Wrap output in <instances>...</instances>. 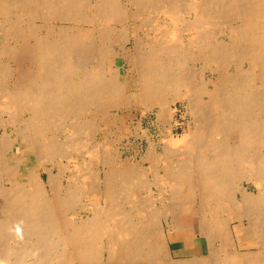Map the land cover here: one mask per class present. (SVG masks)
<instances>
[{
  "label": "bare ground",
  "instance_id": "obj_1",
  "mask_svg": "<svg viewBox=\"0 0 264 264\" xmlns=\"http://www.w3.org/2000/svg\"><path fill=\"white\" fill-rule=\"evenodd\" d=\"M129 1L138 5L157 2L166 17L181 12L174 10L172 2L177 3L176 0ZM189 1L184 13L187 18H196H192L194 22L190 20L191 25L188 26L189 22L183 27L188 32L197 31L199 25V29L205 26V18L209 21L210 15L216 14L215 10H211L212 14L209 11L210 3L215 2ZM245 1L247 3L221 0L223 7L220 4L221 14L240 17V23L231 25V22L228 27L229 39L247 47L236 55L234 70L230 69L233 72L225 70L224 66H229L225 59L222 61L224 54L228 55L225 48L219 42H210L209 36L192 34L184 43L178 36L177 39L173 37L176 39L173 41L172 33L169 36L173 44L169 45L168 41L161 42L162 46L158 47L152 44L146 55L136 57L141 68L135 83L138 92H130L126 98L131 97L139 104L151 102L158 108L157 118L166 117L162 119L164 122L173 114L168 99L174 101L185 96L188 120L179 135L173 136L168 129L167 138L163 142L160 140V152L152 146L147 150L141 157L148 162L146 167L122 160L105 143L98 142L92 148L90 145L86 151L81 146L87 157L90 154L89 158L97 164L89 174V166H93L90 159L83 155L79 161L74 152H68L66 148L64 152L66 142H58L59 137L55 138L53 132L46 134L45 120L72 116L68 124L71 132L68 133L88 132L81 142L90 143L92 120L78 119L77 115L84 114L91 105L94 109L91 113L98 112L104 117V109L115 107L129 82H120L117 74L112 75L113 81L111 78L107 81L103 78L104 72L99 73L94 65L85 64L88 59L81 63L84 67L80 77L72 80L69 76L75 74L77 68L72 57L78 52L76 47L80 45L77 43L82 33L72 31L68 35L62 32V27V31H57L55 26L50 29L47 25L51 31L45 37H39L36 20L44 23L61 17L66 18L63 21L67 17L81 19L84 8L92 12L91 18L110 20L120 16V7L114 6V0H0V37L4 40L0 43V58L7 60L5 64L0 60V83L13 80L12 86L1 88L0 99L8 111H13L11 118L19 109L28 113L20 132L15 130L9 134L4 129L0 140V264H20L24 256L32 258L31 264H264V0ZM178 3L181 8L184 6L182 2V5ZM199 19L204 22L200 23ZM154 32L158 31L155 29ZM9 39L18 41L19 49L8 46ZM104 39L107 38L104 36ZM79 47L82 49L83 46ZM188 52L194 59L204 62L200 71L197 69L192 74L182 71L183 56ZM98 56L102 57L99 52ZM100 60H95L97 65ZM243 62L247 64L246 69L242 68ZM205 69H212L216 76L205 80ZM91 116L95 117L94 114ZM99 120L102 123L105 119ZM75 139L71 138L73 142ZM67 140L70 147L73 142L70 138ZM14 143L17 154L13 153ZM44 163L49 167L42 166ZM21 165L26 167L23 172ZM84 167L86 172L79 174ZM42 171L46 174L45 179L41 177ZM64 176L66 183H62ZM81 177L83 183H77V178ZM89 177H93V182H88ZM244 182L253 185L256 194L249 192ZM82 196L94 202H91L92 208L89 207L91 204L88 208L86 204L78 203ZM78 209L86 210L91 217L78 223L73 216ZM235 209L238 212H234ZM188 213L198 217L196 235L205 238L207 253L201 257L194 255L188 259L169 260L168 236L174 240L172 233L175 235L177 229L183 230L192 243L196 236H186L182 226L181 215ZM240 213L252 223L253 240L261 247L257 252H242L237 248L230 215ZM239 223L242 225L243 221ZM245 229H242V237ZM192 243L186 247H192Z\"/></svg>",
  "mask_w": 264,
  "mask_h": 264
},
{
  "label": "rangeland",
  "instance_id": "obj_2",
  "mask_svg": "<svg viewBox=\"0 0 264 264\" xmlns=\"http://www.w3.org/2000/svg\"><path fill=\"white\" fill-rule=\"evenodd\" d=\"M123 1L122 0H117V1L114 0V4H116L114 6H116V7L119 6L120 7V13H119L120 16L119 15L118 16L120 18H122V19H120L119 17H118L119 19L115 17L114 19H110V20H106V19L102 18L106 22H108L107 24H106V22H102L104 20H102L101 18H94L93 17L95 20L93 18H91L92 17V14H91L92 12L88 8L87 9L84 8V9L81 10L82 11L81 12V16L83 17V18L81 17V19L78 18V17H75L76 18V19L74 18L75 20H71V18L73 19V17H69V18L67 17V20L63 21L66 18L63 17L64 18L63 19L61 17V19H59V20H56V21L55 20L54 21L51 20V21H48V22L44 21V23L41 22V21H38V20H36L38 22V23H36V21H35L36 25L39 26V28H38L39 32L37 31V35L38 36L40 35V36L45 37L46 36L45 34L48 35L49 31H51L50 29L51 28L53 29L54 26L56 27L57 31H62V28H63L64 31H62V32L63 33H68V35L72 34V31H73V33H76V31H77V33H79L80 35L82 33L83 39H82V37L79 38L77 44H80V45H77V47H76V49H77L76 51H78L80 54H77L78 52H75V54H73V57H72V59L74 58L73 59V65L75 67H77L76 70H75L76 72L74 71L76 75L72 74V75L69 76V78H72V80L73 79L75 80L78 77H80V71H81V69H83L82 67H84V66H81V65H83L81 63L82 62L84 63L85 59H88V60H86L85 64L94 65L96 70H97V72H99V73L104 72V73H102V75H103V78L107 79V81L110 78L112 79V75H114V74L116 75L117 74V78H118V80L120 82H123V83L126 82V81L129 82V85L124 89V92H122L121 96H119L120 97L119 100L116 99L117 101L114 104L115 107L108 106V105L104 106V108H106L107 106L110 107V108L104 109V112H105L104 117H101L99 115V113L96 112V111H95L96 113H94V112L91 113L92 111H94V109H93V107L91 105H90V107H87L88 108L87 110H84V114L82 113V115H81V113H79L77 115L78 119H84V117H85V119L86 118L87 119L90 118V120H92V123H93L94 126L91 125L90 128H89V137H92L91 140L89 141L90 143H88V142L85 143L84 141H83L84 143L81 142V140H83V137H85L88 134V132H86V134L84 132H83V134L79 132L77 135L76 134L75 135H70L71 133H68V132H71L70 131L71 129H70V126H69L70 125L69 124V122H70L69 119H72V116L68 115L67 116L68 118L65 117L66 115L64 117L63 116H56L57 118L53 117V118H48L49 120H47V121L45 120V127H46L45 129H46V132H47L46 134L50 135L51 132H53L52 134H54L55 138L59 137V138H57L58 142L59 141L60 142L61 141H65L66 142V143L65 142H61V143H65L63 145V151H64V148H66L68 152L69 151L74 152L75 154L78 155V157H75V155H74V157L76 159H78L79 161L81 160V158H82L81 156H83V155L86 156L85 157L86 159H88V160L90 159L89 161L93 163L94 167L93 166H89L90 167L89 174H90V172L93 171L91 169L95 170L96 166H97L96 162H94L92 160L93 158L92 157L89 158L91 155L89 154V157H87L88 156L87 152L85 154L86 149H88V146H90V145H91V148H92L98 142L99 143H105L106 146H110L109 148L114 150L115 154L117 156H119V158H121L122 160H126V161L128 160L129 162L130 161L131 162L134 161L135 163H138V165H141V166L143 165V167H146V166H148V162L147 161H143L141 159L145 156L147 150L151 146L154 147V148H157V152L161 151V147H162V143L161 142H163L167 138L168 129L169 130L171 129V133L173 134V136H176V135H179V134L182 133V129L184 127V124L188 120V115L185 112V107H184L186 105L185 96L182 97L183 99L182 98H178V99H175L174 101H171L170 98L168 99V104L170 103V107L173 110V114L171 116V119H169V121H167V119H166V120H164V122H163L162 119H164L166 117H163L164 116L163 115V116H161L158 119L157 118L158 108L156 106H152L151 102H147L146 104H141L140 103L141 104L140 105L138 102L133 101L131 99V97L126 98V96H125V95L130 96L129 95V94H131L130 92H134V91L138 92V90H137L138 88H137L135 83L138 82V79H139L138 76H139V73L141 71V68L138 65V61H136V60H138L137 58H139V56H142V54L146 55V53L148 52V50H149V48H150V46L152 44H153L152 45L153 47H156L157 45L158 46H162L160 44L163 41H164V44L167 41H168V44L169 43L173 44L172 39H173V37L176 38L177 36H178V38L180 40L183 39L185 41L184 43L189 41L190 38L194 34L195 35H199L200 37L209 36V38H211L210 42H215V43L219 42V44L222 47L225 48L226 53H228L227 57H226V54H224V58H222V61L223 62L226 61L228 63L229 66L225 65L224 67L227 68L225 70H227L229 73L233 72L232 70H234V62H235V59H236V55L244 52L246 50L245 48H247L244 43H242L240 41H238V42L237 41H233L234 39L230 40L231 38L229 39L227 34H228V27L230 26L231 22H232L231 25H235L236 23H240L241 21L239 20L240 17L237 18L235 16L236 14H232V16H231V14H229V15L227 14V16L225 14H221V10H222V8L220 7V4L222 6L221 0H213V2H215V3L213 4L211 2L210 3L211 4V6H210L211 9H209L210 13H211V10H215L214 14L215 13L218 14L217 13L218 12V8L220 7L219 8L220 16H219V14L218 15L215 14L214 16L210 15V17H211V19H209L210 22L207 19L208 17L204 19V21H205V23L207 25L208 24L211 25V27H209V25H208V28H212L214 30L208 29L206 24L203 23L204 22L203 19L202 20L199 19L200 21L199 20L198 21L200 23H201V21H203L201 25L203 26V24H204L206 27L204 26L201 29H199L201 27L199 25V27L197 28L198 29L197 31H194V29H193L192 31H189V32L185 31L184 27L189 22L190 23L188 24V26L191 25L192 24L191 21L193 20L192 22H194V19L196 18V17H188L187 18V15H185L187 13H184L183 9H186L187 2H190L189 0H182V1L181 0H176L177 3L180 1V3H178V5L179 4L182 5V3L186 1L185 2L186 5L183 3L184 6H182V8L180 6H177V3L175 1L171 0V1H173L172 5H173V3L175 4L174 5V10L175 11H176V9L178 10L176 12H180V11L182 12V10H183V13H184V14L182 13V16H181V12L178 13L179 15H177V13H173V15L176 16V17H172L173 16L172 14H170V15L167 14L169 17L168 16L167 17L164 16L163 14L166 15V13H162L163 11L160 12L161 8H160L159 5H158L159 7L156 5L157 2L156 3L155 2L150 3V5L149 4L148 5L147 4L146 5L145 4H139L138 5V4L130 2L129 0H123ZM207 1H209V0H207ZM243 1L245 3H247L245 0H243ZM132 4H134V5H132ZM205 4H207V3L205 2ZM214 5H215V7H213ZM216 5L217 6L219 5L218 8L216 7ZM242 5L243 6H247V4H244V3ZM132 6H134V8ZM150 6H153L154 8L150 7ZM216 8H217V10H216ZM146 10H148L150 12H148ZM157 10H159V11H157ZM139 13H141V14H139ZM146 13H148V14H146ZM86 16H87V18L84 19V17H86ZM216 16L217 17L219 16L220 19L216 18ZM221 16H223V17H221ZM88 18L89 19L91 18V19L89 20ZM125 18H126V20H125ZM192 18H194V19H192ZM213 18H215V20H212ZM234 18L236 20H234ZM60 20H62V21H60ZM154 20L157 23H155ZM45 22H46V24H45ZM183 22L184 23L186 22L185 25H184ZM39 23H40L41 27H40ZM173 24H175L176 26L173 25ZM47 25L50 27V29H49V27ZM58 25H60V26H58ZM68 26H70V28ZM82 27L85 28L87 31L85 29H84L85 30L84 31ZM164 27H166V28L164 29ZM43 28H44V30H43ZM67 28H69V30ZM71 28H73V29H71ZM90 28H92V32L91 33L89 31V30H91ZM103 28H105L106 30L103 29ZM121 28H123V30ZM134 28L137 29V30H135ZM150 28H151V32H150ZM152 28H154V29H152ZM204 28H206V30ZM45 29H47L48 32ZM80 29L83 30V31H81ZM133 29H134V31H135V33L137 35L134 33V31L132 32ZM155 29H156V31H158L157 33L154 32ZM169 29H170V32H168ZM207 29H208V31H207ZM78 30H79V32H78ZM101 30H104L106 32L107 36H106L105 32H103ZM162 30H164L163 33L165 35H162L163 33L159 32V31H162ZM179 30H181L180 33H178ZM195 30H196V28H195ZM200 30H202V32ZM121 31H124V32H121ZM173 31H175V32H173ZM127 32H129V33H127ZM165 32L168 33V35ZM197 32L199 34H197ZM38 33H40V34H38ZM87 33H90V34H87ZM132 33H134V35L137 36V38L135 36H133ZM158 33L160 34V37L163 36L162 39L159 37ZM175 33L178 34V35H176ZM170 34H172L173 36L170 35ZM86 35L87 36L89 35V38ZM99 35H102V36L99 37ZM157 35H158V38H156ZM169 35L172 37V39H170L171 37ZM104 36L107 39H104ZM188 36H190V37H188ZM122 37L125 38V39H123ZM135 38L137 39V41H139L138 43L136 42ZM154 38H156V39H154ZM150 39H151V41H150ZM164 39H166V41ZM174 39H173V41H174ZM86 40H87V43H86ZM79 41H80V43H79ZM88 41H89V43H88ZM90 41H91V43H90ZM206 41L208 43H210L207 39H206ZM2 42H4V40H2V38L0 37V43H2ZM141 42H142L141 45L142 46L144 45L143 47L139 45ZM154 42H156V43H154ZM17 43H18V41L9 39L8 46H10V47L13 46L14 48L16 47V48L19 49L20 46H18V45H20V44H17ZM100 43H101V45H100L101 47L99 46ZM104 43H105V45H104ZM87 44H89L90 48H92V49H90L89 46L87 47ZM92 45L93 46L97 45V48H95V46L91 47ZM79 46L85 47L84 50L87 51L88 53L85 52L84 50H82L83 47L81 49ZM98 46H99V48H98ZM133 47H136L137 49H135ZM103 48H105L107 52H105V50ZM131 48H133L134 50H132ZM101 49L104 50V52L102 51L103 53L100 51ZM129 49H130V51H129ZM145 49H147V50H145ZM96 50L99 52L100 56H102V57L104 56V57L103 58L99 57L98 56V52H96ZM91 51L94 52V53H90ZM191 51H192V49H191ZM108 52L111 53V54H109ZM85 53H86V56H85ZM190 53L191 52H188V53L184 54V56H183V61L185 63L183 62L184 64H183V67H182V71L185 74H187V73L192 74L195 71H198V70L200 71V67L204 64V62L194 59V56L192 55V53L191 54ZM81 54H83V55H81ZM94 54H96L100 59H102V61L100 59H98V57L96 55H94ZM232 54H235V55H232ZM90 56H91L92 59L94 58L92 61H91V58H89ZM224 59H225V61H224ZM0 60H1V62H3V64H5L6 61H7L5 58H2V59L0 58ZM95 60H97V61L100 60L101 63L98 62V65H97V62ZM4 61H5V63H4ZM76 61L78 62V64L76 63ZM102 62L103 63L105 62V63L102 64ZM24 63H25V65H28V62L25 61ZM244 64L245 63L243 62L242 68L246 69L247 64H245V66H244ZM102 66H103V68H102ZM99 67H100V69H98ZM88 68H90V66ZM24 69H25V67H24ZM230 69H232V70H230ZM207 70L208 69L204 70L205 80L206 79L208 80L209 77L212 78V76H214V77L216 76V73L211 72L212 69L211 70L209 69L208 71ZM120 73H121V75H120ZM6 81L3 80L0 83V93H1V88L4 89L6 87L12 86L11 85L13 83L12 79H9V80H6ZM112 81H113V79H112ZM181 93H183L182 90H181ZM0 98H2V97H0ZM0 106L4 107V103H3L2 99H0ZM3 107L0 108V140L2 139L1 136L3 134L4 129L6 130V133H9V134L11 132H15V130H19V132H20L22 130V128H23L22 122L28 117V113H26V111H23L22 109H21V111H19L20 110L19 109L18 111H16V114L14 115V118L13 117L11 118L13 111H11V110L8 111L5 107L4 108ZM91 107H92L93 110H91ZM88 112L91 113V114L89 115ZM92 114H94L95 117H92L91 116ZM58 117H60V118H58ZM21 118H22V120H21ZM100 118L101 119L104 118L105 120L102 121V123H100V121H101V120H99ZM8 119H9V121H8ZM10 119H12V120H10ZM165 121H166V123H165ZM162 122H163V124H162ZM97 127H100V128L98 129ZM48 132H50V134ZM84 134H85V136H83ZM66 136H69L70 141H72V140H74L76 138L74 142L72 141L73 143L71 142L72 145L70 147H69L70 143H69V145H67V143L69 142V140H67V139H69V138L67 137V139L65 140ZM11 137H13V136H10L9 139ZM103 137H104V139H103ZM71 138H72V140H71ZM160 140H161V142H160ZM13 146H14L13 153L17 154L16 143H14ZM74 146L75 147L77 146V147L74 148ZM81 146L83 147V149L85 151L82 150ZM76 149H78V152H77ZM79 149H81V150H79ZM141 155H143V156H141ZM25 161L28 162L29 158L26 157ZM62 162L65 163V160L62 161ZM92 163L89 164V165H92ZM42 166L49 167V165L47 163H44ZM70 167L72 168L73 166H70ZM86 167L88 168V165ZM25 168H26L25 165H21V172H23L25 170ZM83 169H84L83 172L79 171L78 173L79 174H83L84 172H86L85 167ZM78 173H77V175H78ZM85 175H87V174H85ZM79 176H77V177H79ZM41 177L43 179H45L46 174L44 173V171L41 172ZM64 178H65V181H64ZM64 178L62 179V183H66V177L64 176ZM82 178L83 177L77 178L78 179L77 183H80V182L83 183L84 178L83 179ZM89 178H91V179H89ZM89 178L88 179L90 181H88V180L87 181L88 182H91V181L93 182V180H92L93 177H89ZM244 184H245V186L248 185V183H246V182H244ZM247 190L249 192H251V193L256 194V190L253 187V185H251V184H249L247 186ZM84 191L85 190H83V193H84ZM144 194L145 193H143V192L141 193L142 196ZM144 196L145 197H142V198L145 199L146 195H144ZM82 197L78 198V200L80 199L79 201L77 200L78 203H80V204L82 203L83 205L86 204V206L88 207L89 206L88 204H91L92 201L89 202L90 200L88 198L86 199L85 197H83V198ZM86 200H87V202H86ZM83 202H85V203H83ZM92 203H94V202H92ZM92 205L93 204H91L89 207L92 208ZM234 212H238V209H235ZM89 214L90 213L87 212L86 210L78 209V210H76L73 213V216L77 220V222L79 223V222L84 221L86 218H88L87 216L91 217V215H89ZM230 220H231L232 229H233L234 232H236L234 235L236 237L237 248H238L239 251H242V252H257L259 249H261V247L256 246L255 241L253 240V236H252V232H251V224L252 223H251V221H246L245 220L244 214L240 213V214H236V215H230ZM239 221H243V224L241 225L239 223ZM181 223H182L183 228L185 229L186 236L192 237L193 235H196V233L198 232V217L196 215L189 214V213L188 214H182L181 215ZM244 227H246L245 236L242 237V229ZM172 235H173V238L175 237L174 240H172L168 236V242H169L170 249H176V248L182 247V245H185V244H187L186 246H189L192 243V241L190 239H187L185 237L184 231L181 230V229H177L175 231V235H174V233H172ZM196 236L193 238V243H192V246L194 247V251H193L192 247H186V250H183L181 252H177L180 255H186V257H183V258L173 256L172 253H174V252L171 251V258L169 260L173 261V260H176V259H188V258L193 257L194 255L197 256V257H201V256L206 255V253H207V244H206L205 238L203 236H201V235H196ZM177 240H184L186 243L185 242H181V241L178 242ZM174 241H176V242H174ZM171 242H173V243H171ZM179 254H177V255H179ZM104 256H105V254H104ZM27 259H30V260H27ZM31 262H32V258L31 257H27L26 258V256H24V258L22 259V262L20 264H25V263L26 264H31Z\"/></svg>",
  "mask_w": 264,
  "mask_h": 264
},
{
  "label": "crops",
  "instance_id": "obj_3",
  "mask_svg": "<svg viewBox=\"0 0 264 264\" xmlns=\"http://www.w3.org/2000/svg\"><path fill=\"white\" fill-rule=\"evenodd\" d=\"M178 242L179 241H181V242H185L184 240H177ZM174 242H176V241H174ZM171 243H173V242H171ZM186 243V242H185ZM186 245L187 244H185V245H182V247H179V248H176V249H171V251L172 252H174V253H172V255L173 256H176V257H181V258H183V257H186V255H180L179 253H177V252H181V251H183V250H186ZM192 249H193V251H194V247L192 246ZM177 254H179V255H177Z\"/></svg>",
  "mask_w": 264,
  "mask_h": 264
}]
</instances>
